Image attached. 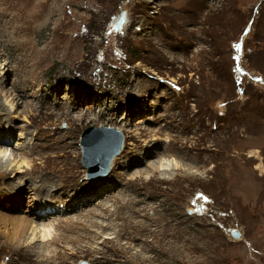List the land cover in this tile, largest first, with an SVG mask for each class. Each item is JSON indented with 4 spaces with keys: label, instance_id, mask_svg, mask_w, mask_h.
I'll use <instances>...</instances> for the list:
<instances>
[{
    "label": "rangeland",
    "instance_id": "obj_1",
    "mask_svg": "<svg viewBox=\"0 0 264 264\" xmlns=\"http://www.w3.org/2000/svg\"><path fill=\"white\" fill-rule=\"evenodd\" d=\"M34 1L33 12V0L24 8L0 0V42H19L0 46L1 62L9 58L14 71L5 82L0 72V128L11 133L0 139L9 150L0 193L18 198L0 204V263L47 264L25 251L46 223L56 238L48 264H264V0ZM123 12L128 21L116 31ZM17 93L20 101L11 100ZM104 126L122 135V150L107 173L100 176L99 165L89 177L83 136ZM150 142L185 165L152 172L155 156L140 160L135 178L129 158L114 169L122 153L137 157ZM19 179L27 182L21 193L12 186ZM35 183L49 187L40 201L30 196ZM41 202L51 209L38 210ZM102 203L148 226L136 230L145 242L130 240V220L91 217L105 215ZM35 212L42 213L38 231L11 243V214ZM95 219L110 227L91 226ZM83 226L104 237H81ZM122 226L127 236L119 235Z\"/></svg>",
    "mask_w": 264,
    "mask_h": 264
},
{
    "label": "bare ground",
    "instance_id": "obj_2",
    "mask_svg": "<svg viewBox=\"0 0 264 264\" xmlns=\"http://www.w3.org/2000/svg\"><path fill=\"white\" fill-rule=\"evenodd\" d=\"M3 1V0H2ZM30 0H26V1H24V0H7V2L11 5V6H13L14 8L16 7V6H18V7H20V6H22L23 8H24V4H26L27 2H29ZM148 1H151V0H148ZM2 3V2H1ZM1 5V4H0ZM3 5H5V4H3ZM32 6H33V9L30 7V11H35L34 9L36 8V7H38V2H36V1H34L33 0V3H32ZM17 7V8H18ZM6 10V9H5ZM11 10V9H10ZM7 11V10H6ZM5 11V12H6ZM4 12V11H3ZM8 12V11H7ZM2 13V12H1ZM6 17V16H5ZM11 17V16H10ZM13 18V17H12ZM126 18H127V16H126ZM6 20V19H5ZM10 20V19H9ZM13 20V19H12ZM17 20V19H16ZM127 21H128V19H127ZM126 21V22H127ZM17 22H18V20H17ZM13 23V22H12ZM11 23V24H12ZM15 23V22H14ZM7 25V24H6ZM5 25V26H6ZM124 25H126V23L124 24ZM2 24H1V28H2ZM124 27V26H123ZM4 28V27H3ZM5 29V28H4ZM3 29V30H4ZM7 29V28H6ZM123 29V28H122ZM1 30V29H0ZM10 30V29H9ZM1 32H3V31H1ZM0 32V33H1ZM11 32V31H10ZM14 32V31H13ZM3 34H4V32H3ZM13 34V33H12ZM8 36V35H7ZM0 38H2L1 37V35H0ZM13 39V38H12ZM4 40V39H3ZM15 43H17V44H19V42L18 41H13V40H9V41H6V42H0V46H3L4 47V51H5V49H6V47L8 46V48H9V45L10 44H15ZM12 46V45H11ZM8 52V51H7ZM6 53V52H5ZM5 53H4V55H5ZM16 53V52H15ZM1 54H3V53H1V50H0V55ZM9 53H7V55H8ZM14 56V55H13ZM18 56V55H17ZM17 58V57H16ZM8 59L9 58H4V60H3V62H1L2 60H0V72H1V80H3V82H5L6 81V77L8 76V74L6 75L5 73L8 71V72H14L13 70H12V67H11V61H8ZM13 60V59H12ZM6 61H8V62H6ZM7 63H9V64H7ZM16 71V70H15ZM19 77V76H18ZM23 77V76H22ZM19 80H20V78H19ZM2 81H0V83H1ZM2 82V83H3ZM9 82V81H8ZM17 86V81L15 82V85L13 86V88L14 87H16ZM25 86V85H24ZM1 87V86H0ZM10 90H12V91H14L13 89H11L10 88ZM9 90V91H10ZM17 91V90H16ZM8 92V91H7ZM14 93H15V91H14ZM1 94V93H0ZM15 96H16V98L14 99L13 97L11 98V100H16V99H18V101H20V99H21V95L20 94H18L17 93V95L16 94H14ZM4 96H6L7 98H10L8 95H6V94H3V97ZM5 99L4 101H3V103H4V105H5V102H7L8 101V99ZM139 100H141L142 98L140 97V98H138ZM17 101V102H18ZM22 102H23V100H21ZM9 102V101H8ZM7 102V103H8ZM12 103H14V101L12 102ZM12 103H10L9 105H11ZM68 103V102H67ZM1 104H2V102H1ZM7 106V105H6ZM33 106V105H32ZM45 106V105H44ZM75 106V105H74ZM3 107V106H2ZM0 109H1V105H0ZM45 109V108H44ZM25 111H29L30 112V114H33L34 112L32 111V109H24ZM51 110V109H50ZM55 110V109H54ZM78 110V109H77ZM1 111V110H0ZM18 111V110H17ZM56 112V111H55ZM46 113V112H45ZM54 113V112H53ZM16 114V113H15ZM56 114V113H55ZM164 114V113H163ZM158 115V114H157ZM2 116V115H1ZM0 116V120L2 119V117ZM7 116V115H6ZM17 116H18V114H17ZM26 116V115H25ZM61 116V115H60ZM62 116H64V115H62ZM82 116V115H81ZM159 116V115H158ZM3 117H4V115H3ZM27 117V116H26ZM78 117V116H77ZM70 119H71V117H69ZM27 119V118H26ZM122 119V118H121ZM126 121V120H125ZM159 121V120H158ZM46 122V121H45ZM2 123V122H1ZM126 123V122H125ZM3 124V123H2ZM1 124V125H2ZM50 126V125H49ZM170 126V125H169ZM7 127V126H6ZM120 127V126H119ZM170 128V127H169ZM168 128V129H169ZM174 129V128H173ZM8 134V136H9V138L11 137V133H10V131H9V129H3V127H1L0 128V139L1 138H5L6 137V135ZM17 134H18V132H17ZM95 135V134H94ZM18 136V135H17ZM22 136V135H21ZM26 136V135H25ZM93 136V135H92ZM18 138V137H17ZM28 138V137H27ZM153 138V137H152ZM155 138V137H154ZM153 138V139H154ZM35 139V138H34ZM37 139V138H36ZM18 140V139H17ZM23 140V139H22ZM26 140V139H25ZM28 140V139H27ZM155 140V139H154ZM153 140V141H154ZM15 141H16V139H15ZM19 141V140H18ZM29 141V140H28ZM158 141V140H157ZM2 144V143H1ZM0 144V165H3L4 163H7V161L6 160H4L5 159V156H6V154H5V152L8 150V148H6V147H4L5 145H1ZM16 145H18L19 143H15ZM159 144L158 143H155V142H153V143H151L150 142V144L149 145H146L145 147H144V151H142L141 153L139 152V155H137V157H136V155L134 154V155H130L129 153H122L117 159H115V161H114V169L117 167V165L118 164H120V163H122V162H124L125 161V159L126 158H129L128 160V162H129V164H128V166L130 167V168H132V167H136L137 166V168L134 170V173H133V177L135 178V177H137L140 173H142V170L138 167V165H140V160L141 159H143V161H146V162H148V160L150 159V158H152V157H157L158 159L159 158H161L159 161H156V160H153V161H149L148 163L150 164L149 165V168L152 170V172H160V173H166L168 170H172L173 169V166H174V168H177V167H179V166H182V162H179L180 161V159H179V161L178 160H175V159H170V158H165V155H166V153L167 152H165V150L164 149H157V147H159L158 146ZM26 147V146H25ZM92 149H93V151L94 152H91V154H89L88 156L86 155V153H85V150H84V147H83V144H82V148H83V153H84V159H85V161H86V163H88L89 164V166L91 167V166H93V165H97V166H99L100 165V162L102 163V160H104V156H106L105 154H103L101 151H103L104 149H110V147L108 146V145H106V146H103V144L101 143V142H94L93 144H92ZM9 149H11V148H9ZM22 149V148H21ZM32 149V148H31ZM30 149V150H31ZM27 150V149H26ZM9 151V150H8ZM14 151V150H13ZM165 152V153H164ZM171 152V151H170ZM12 153V152H11ZM14 153V152H13ZM16 154V153H15ZM18 154V153H17ZM16 154V155H17ZM31 154V153H30ZM46 154V153H45ZM138 154V153H137ZM157 154V155H156ZM174 154H175V152H174ZM25 155V154H24ZM94 155V156H93ZM99 156L97 159H98V161L95 159V156ZM129 155V156H128ZM21 156V155H20ZM10 157V156H9ZM15 157L16 156H14L13 157V162H14V160H15ZM168 157V156H167ZM179 157V156H178ZM21 158V157H20ZM149 158V159H148ZM6 159H7V157H6ZM7 160H10V159H7ZM18 159H16L15 161H17ZM26 162V160H24V162L23 163H25ZM127 162V161H126ZM8 163H9V161H8ZM16 163V162H15ZM14 163V164H15ZM21 163V162H20ZM27 163V162H26ZM18 165H19V163H17ZM28 164V163H27ZM5 165V164H4ZM12 165V164H11ZM21 165V164H20ZM124 165V164H123ZM127 165V164H126ZM183 165H185V164H183ZM1 167V166H0ZM11 167V166H10ZM19 168H22L21 166H18V168L17 169H19ZM88 168V171H89V167H87ZM129 169V168H128ZM127 169V167H126V172L128 173V170ZM134 169V168H133ZM184 169V168H183ZM20 170V169H19ZM193 172L195 171V170H192ZM1 172H3V171H1ZM108 172V171H107ZM133 172V171H132ZM185 172V171H184ZM130 173V172H129ZM2 174H9V173H2ZM13 174V173H12ZM32 174V173H31ZM46 174V173H45ZM47 174H48V172H47ZM5 175V176H6ZM130 174H128V176H129ZM15 176V175H14ZM46 176H48V175H46ZM51 176V175H50ZM49 176V177H50ZM54 176V175H53ZM131 176V175H130ZM0 177H2V178H4L3 176H0ZM8 177V176H7ZM55 177V176H54ZM54 177H53V180H54ZM132 177V176H131ZM132 177V178H133ZM33 178H35V175L33 176ZM51 178V177H50ZM56 180V179H55ZM19 182H18V184L17 183H15V185L14 184H12V186H14V187H16L17 189V191H18V189H20L19 190V192L21 193V190L23 189V188H26L27 186L25 185V184H27V182L25 181V179H19L18 180ZM52 181V180H51ZM16 182H17V180H16ZM53 182H55V181H52V183ZM51 183V182H50ZM9 184V183H8ZM11 184V183H10ZM5 185V184H4ZM50 185H52V184H50ZM54 185H55V183H54ZM31 187V186H30ZM46 187L47 186H45V184H41V185H36V183H35V185L33 186L32 185V187H31V191H30V196H33V198L35 199V200H38L39 198H40V196L41 195H44V192L42 191V190H44V188H45V190H46ZM56 187V186H55ZM54 187V188H55ZM9 188V187H8ZM11 188V187H10ZM47 188H49V187H47ZM50 188H51V186H50ZM3 189V188H2ZM12 189V188H11ZM29 189V188H28ZM5 190V189H4ZM13 190V189H12ZM25 190V189H24ZM3 192V191H2ZM50 192V191H49ZM8 193V192H7ZM33 193V194H32ZM45 195H48V193H46ZM73 195V194H72ZM76 196H78L77 194H75ZM80 195V194H79ZM29 196V195H28ZM82 196V195H81ZM148 196V195H147ZM44 198V197H43ZM83 198L84 197H78V198H76L75 200H73L72 201V204H73V206L71 207L70 205H69V210H72V212H74L73 211V208L78 204V203H80V202H82L83 201ZM148 198V197H147ZM122 199H120V198H115L114 199V201L115 202H121V204H127V202H125V200L126 199H123V201H121ZM17 201H18V198H17V196H15V195H13V194H11V193H9V194H6V195H3V194H1L0 193V204L1 205H3V203H7V204H9V205H17V204H13V203H17ZM21 201V200H20ZM39 201H40V199H39ZM45 201V200H44ZM67 202V201H66ZM71 204V205H72ZM8 205V206H9ZM85 206V205H84ZM80 207H82V206H80ZM100 207H101V209L102 208H104L105 209V215L102 213V212H98V213H93V215H91V217H95V216H100V217H105V216H107V217H109L111 220H112V223H110V224H112V225H115L116 224V221L120 218V219H123V218H125V220L126 221H128V220H130V221H128V226L129 227H131V226H134V232H135V234H132V235H130V240L131 239H136L137 237H139L140 239L142 238L143 239V241L145 242V238H144V236L142 237L136 230H138V231H140L142 228H148V226H146V225H144L143 223H141V222H135V221H132V219H130V218H127V217H124V216H121L119 213H112L113 211H111V210H108L107 209V207L108 206H106L105 204H101L100 205ZM47 208H50L51 209V207H50V205L48 204V203H46V202H41V203H39L38 204V206H37V209L38 210H40V211H45ZM83 208V207H82ZM68 210V209H67ZM22 211V210H21ZM2 212H3V210H2ZM2 212H0V217L3 215V213ZM17 212V211H16ZM25 212V211H24ZM114 212H116V211H114ZM136 214H140V211L139 210H135L134 211ZM19 213V212H18ZM88 214H90V213H88ZM12 216H10L11 218V222H12V224L13 225H15L16 226V228H15V233H14V235L13 234H10V233H12V232H10L9 234L11 235L10 237H9V240L11 241V243L12 242H15L16 244L20 241V234H21V236H22V234H23V236L24 235H26V234H28V232L30 231V230H32V231H38L37 229H38V227H41V226H38L39 224V222L37 223V219H40V218H42V215L41 214H39V213H33V215L31 216V217H29V218H27V219H25V218H23V217H19V216H16L15 214V216H13V214H11ZM23 215V214H22ZM2 218V217H1ZM78 218V217H77ZM87 218V217H86ZM97 219V218H96ZM94 220L93 221V224L91 225V226H97V227H103L104 225L106 226V227H110L109 226V224H105L104 222H100V221H97V220ZM176 219V218H175ZM3 220H5V219H3ZM8 220V219H7ZM9 221V220H8ZM66 222H68V223H70V224H73L74 222H77V220H75V219H73V217H69V218H67L66 220H65ZM92 221V220H91ZM111 222V221H110ZM178 222H179V220H178ZM0 224H2L1 222H0ZM46 224V223H45ZM44 224V226H43V229H39V231L37 232V233H39V240H38V238L34 241V239L35 238H33V239H31V241H30V243H28L26 246V255L27 256H31V255H37V257H42L44 260H46V261H48V263L50 262V257H52L53 255H55V254H48L47 252H46V249L48 248V245L49 244H51L52 242H53V240L55 241V237H54V234H53V227L50 225V224H48V225H45ZM91 224V223H90ZM101 224V225H100ZM7 225V224H6ZM1 226V225H0ZM91 226L90 227H87V226H83V233H81L80 235H81V237H84V238H87L88 240H90L91 242H94L95 240H97V239H100V238H102V237H104V235L102 236V233H103V231L101 230V231H99V229H96V228H91ZM104 226V227H105ZM127 226V225H126ZM126 226H122V227H118L119 228V235L120 236H125L127 233H126V231H125V227ZM70 227H72V226H70ZM9 229V228H8ZM101 229V228H100ZM7 230V229H6ZM5 230V231H6ZM130 230H131V228H130ZM132 231V230H131ZM146 231V230H145ZM85 232H88V233H86L85 234ZM6 233H7V231H6ZM94 233V234H93ZM131 233V232H130ZM8 234V233H7ZM8 234V235H9ZM32 235V234H31ZM31 235H29V236H31ZM36 235V234H35ZM34 235V236H35ZM27 236V235H26ZM127 236V235H126ZM141 236V237H140ZM99 237V238H98ZM64 238H67V239H74V237L73 236H71V237H64ZM159 238H161V236H159ZM22 239V238H21ZM28 241V240H27ZM37 241H39V242H41V243H43V245H42V247H41V251H38L37 253H35V254H33L32 252H33V249H34V246L36 245V242ZM129 241V240H128ZM137 241V240H136ZM104 242H106L105 240H103V243ZM14 243V244H15ZM87 243V242H86ZM25 244V243H24ZM19 245V244H18ZM38 245V244H37ZM16 246V245H15ZM41 246V245H40ZM39 249H40V247H39ZM36 250V249H35ZM21 251H22V249H21ZM68 251V250H67ZM24 252V251H23ZM36 252V251H35ZM117 255V254H116ZM118 256H121V257H124L125 258V256H124V254L123 255H121V254H118ZM141 256V254H139V255H137V258H139ZM56 257V256H55ZM114 257V256H113ZM120 257V258H121ZM108 260V259H107ZM106 260V261H107ZM100 261H102V260H100ZM113 261V260H112ZM92 262H93V260H92ZM99 262V261H98ZM47 263V264H48ZM108 263H110V262H108ZM113 263V262H112ZM111 263V264H112ZM104 264V263H103Z\"/></svg>",
    "mask_w": 264,
    "mask_h": 264
},
{
    "label": "water",
    "instance_id": "obj_3",
    "mask_svg": "<svg viewBox=\"0 0 264 264\" xmlns=\"http://www.w3.org/2000/svg\"><path fill=\"white\" fill-rule=\"evenodd\" d=\"M126 21H127L126 12H123L120 17L116 18L113 24V29L116 31L122 30ZM106 133H113V134L110 135ZM82 141H83L82 144H83V147H84V150L87 156L91 154V152H94L91 147L94 142H101L103 146L108 145L110 147V149L106 148L103 151H101L103 154L106 155L104 156V160H102V163L100 162V165L102 166V171L100 172V176H103L109 170L110 164L112 160L114 159V157L117 156L122 150L123 137L118 131H115L113 128H109L107 126L89 127L85 131ZM98 157H99L98 155L95 156V159L97 161H98L97 159ZM84 163L86 167H89L88 176L90 177V175L94 173L95 167L97 165H93L90 167L89 164L86 163L85 160H84ZM97 169L99 168L97 167ZM231 234L235 238H239L241 236L237 229L232 230ZM0 264H3V263H0Z\"/></svg>",
    "mask_w": 264,
    "mask_h": 264
}]
</instances>
